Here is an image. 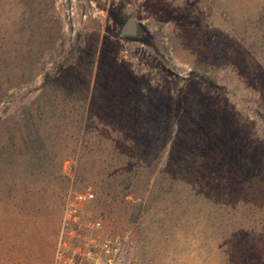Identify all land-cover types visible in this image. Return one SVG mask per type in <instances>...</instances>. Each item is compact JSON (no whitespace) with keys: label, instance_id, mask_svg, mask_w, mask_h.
<instances>
[{"label":"rangeland","instance_id":"1","mask_svg":"<svg viewBox=\"0 0 264 264\" xmlns=\"http://www.w3.org/2000/svg\"><path fill=\"white\" fill-rule=\"evenodd\" d=\"M104 243L264 264V0H0V264Z\"/></svg>","mask_w":264,"mask_h":264},{"label":"built area","instance_id":"2","mask_svg":"<svg viewBox=\"0 0 264 264\" xmlns=\"http://www.w3.org/2000/svg\"><path fill=\"white\" fill-rule=\"evenodd\" d=\"M93 198V194L91 192H86L84 194H79L75 197V199L79 202L89 201ZM78 254H73L72 257L67 259H61L60 255H57L58 264H112V250L109 244L104 243L101 246V252L99 254H95L94 256H78Z\"/></svg>","mask_w":264,"mask_h":264},{"label":"water","instance_id":"3","mask_svg":"<svg viewBox=\"0 0 264 264\" xmlns=\"http://www.w3.org/2000/svg\"><path fill=\"white\" fill-rule=\"evenodd\" d=\"M122 35L135 36L137 34V27L135 20L131 17H128L121 29Z\"/></svg>","mask_w":264,"mask_h":264}]
</instances>
